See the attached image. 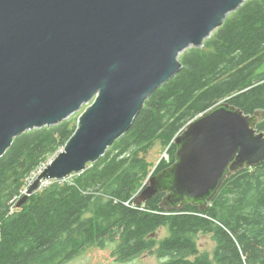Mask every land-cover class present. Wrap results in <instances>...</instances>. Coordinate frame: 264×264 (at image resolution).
Segmentation results:
<instances>
[{
  "label": "water",
  "instance_id": "95a60500",
  "mask_svg": "<svg viewBox=\"0 0 264 264\" xmlns=\"http://www.w3.org/2000/svg\"><path fill=\"white\" fill-rule=\"evenodd\" d=\"M246 1L0 0V158L15 138L87 106L17 207L42 184L80 175L103 157L181 71L179 56L203 47ZM263 116L226 102L197 116L172 140L174 162L146 179L134 205L164 194L160 210L205 211L228 178L264 164Z\"/></svg>",
  "mask_w": 264,
  "mask_h": 264
},
{
  "label": "trees",
  "instance_id": "16d2710c",
  "mask_svg": "<svg viewBox=\"0 0 264 264\" xmlns=\"http://www.w3.org/2000/svg\"><path fill=\"white\" fill-rule=\"evenodd\" d=\"M181 71L144 103L131 129L96 163L62 182L45 183L17 207L27 181L59 155L77 125L70 120L28 131L0 158V264H64L89 248L116 243L127 262L155 251L160 264H264V164L243 169L223 184L207 209H159L158 195L135 206L150 175L174 162V137L221 102L245 115H264V0H247L223 25L179 56ZM264 132V116L257 124ZM156 144L169 161L149 175L145 154ZM167 227L159 243L156 232ZM208 235L212 254L196 239Z\"/></svg>",
  "mask_w": 264,
  "mask_h": 264
},
{
  "label": "rangeland",
  "instance_id": "374dc122",
  "mask_svg": "<svg viewBox=\"0 0 264 264\" xmlns=\"http://www.w3.org/2000/svg\"><path fill=\"white\" fill-rule=\"evenodd\" d=\"M256 74H262L264 75V62L261 63V65L258 67ZM87 108V106H83L78 112L71 115L67 120H70L73 125H77L78 117L81 115V113ZM164 147L160 144H156L152 150H150L148 153L145 154V161L148 163L149 168L152 167L150 170L149 175L154 171L156 165L158 162H160L162 159L163 161L168 160L169 156L165 152ZM39 175L37 173L33 178L29 179L27 181V187L31 185V183L35 180V178ZM69 179V178H68ZM66 181V180H65ZM62 182V181H61ZM42 184L40 187H43ZM143 187H140L135 196H137ZM37 192V191H36ZM35 192V193H36ZM168 236V229L167 227L160 228L155 235V241L156 243H159L161 240L166 238ZM197 247L200 251V253H209L212 254L215 244L213 243L212 239L208 235L200 234L196 239ZM117 244L108 242L107 246L104 248H89L81 255H78L76 258H73L71 261L64 263V264H160V260L155 254V251L153 252H146L142 255H140L138 258L127 261V262H121L118 261L115 256Z\"/></svg>",
  "mask_w": 264,
  "mask_h": 264
},
{
  "label": "built area",
  "instance_id": "2783aa9c",
  "mask_svg": "<svg viewBox=\"0 0 264 264\" xmlns=\"http://www.w3.org/2000/svg\"><path fill=\"white\" fill-rule=\"evenodd\" d=\"M47 165H45V166H43L39 171H38V173H40V171L43 169V168H45ZM36 175V174H35ZM34 175V176H35ZM33 178V177H32ZM31 179V178H30ZM43 185H45V184H43Z\"/></svg>",
  "mask_w": 264,
  "mask_h": 264
}]
</instances>
